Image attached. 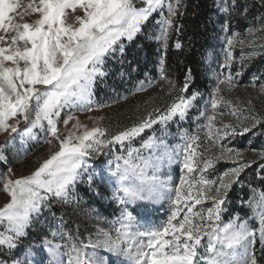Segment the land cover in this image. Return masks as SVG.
Returning <instances> with one entry per match:
<instances>
[{"label": "rangeland", "instance_id": "1", "mask_svg": "<svg viewBox=\"0 0 264 264\" xmlns=\"http://www.w3.org/2000/svg\"><path fill=\"white\" fill-rule=\"evenodd\" d=\"M215 1L213 22L217 32L212 35L203 59L208 89L195 92L197 98L185 117L182 119L178 116L174 117L166 125L154 124L130 142L125 141L123 146L114 143L103 147L101 153L87 158L88 166L80 170L81 178L69 190L71 202L50 199L42 207L39 215H33L25 235L17 240V247L13 249H8L7 246L0 247V261L4 264H14L19 259L21 264H26L27 259L33 258L47 264L48 253L43 248L36 247L41 244L42 238H47L53 244L60 245L63 264H68L70 258L74 259L77 251L81 258L86 253L87 257L96 264H132L124 256H117L104 249V242L108 238L105 233L115 239L118 230L121 233L127 231L130 235L124 236L127 241L125 247L132 246L135 251L143 245L145 246L143 250L149 251L146 247L149 237L144 234L167 223L173 208L172 200L175 198L176 187L179 186L181 189V203L177 206L181 211L173 223H177L187 214L199 224L200 217L196 214L202 213L206 217L207 209L212 208L213 204L205 195H198L202 186L198 185L197 181L201 178L217 181L225 172L237 167V161L240 160L251 162L250 166L253 164L260 166L264 163V157L261 156V153H264V90L261 88L264 85V9L259 5L264 3V0H234V6L227 13L221 11V8L225 3L231 4L232 0ZM30 2L31 0H16L20 5L17 13H23ZM36 2L38 3V0ZM135 3L137 7L143 6L140 0H135ZM166 4L167 0L165 6L152 15L133 42L124 41L127 55L123 64L119 59L108 61V76L98 80L93 86L90 103L77 101L80 106H66L61 110L59 118L54 117L57 120L56 126L61 139L69 134L82 135L85 129L91 130L94 127L106 130V136L101 139H110L117 132L141 123L150 113L153 119L167 114L173 103L151 108L145 117L123 122L114 123L113 120L117 115L110 114L116 110L120 102L147 93L164 83L163 49L165 47L154 37L160 31L157 22L168 14ZM66 11L68 15L66 24L78 26L75 24L74 15L83 13L80 10L75 14L70 9ZM17 13L10 15H13L19 23H33L39 18V14H28L21 19ZM12 34L0 30V35L6 36L5 41H0V46L6 47L7 40ZM228 37L233 38L231 48L227 44ZM228 51L232 52L233 59L230 67L225 68L223 65ZM7 63L11 66V62ZM229 75L232 77L231 86L228 83H220ZM149 82L151 86H148ZM141 84L144 85V90L137 91ZM37 87L43 89V86ZM217 87L220 89L219 92H216ZM192 94L185 95L184 92L181 96L190 97ZM213 99L217 101L216 109L211 106ZM85 104L87 107L84 106ZM87 108H91V111ZM68 116L74 119L69 120L65 125L64 120ZM208 117H213L212 121H209ZM252 117L260 122L255 123ZM34 118V111L28 121L18 113L8 120L9 124L18 128L17 132L14 133L10 129L0 130V208L10 201V196L3 189L4 182L8 179L16 180L30 176L44 160L59 150V140L51 135L47 121L44 120L33 127L31 121ZM225 125L234 126L235 134H232V129L229 128V134L224 136ZM243 127H248L249 131L244 132ZM26 128H31L29 134H25ZM153 136L158 142L163 141L167 144L169 153H172L171 161L166 160L160 169L163 176L171 177L168 190L155 200L122 205L114 198L115 178L108 179L109 169L115 168L116 156H127L129 148L139 149L143 157L159 155L156 149L142 148L143 142ZM193 137L199 139L193 142L191 139ZM188 144H191L188 150L191 154L189 163L193 168L191 172L183 167L184 157L187 154L184 148ZM229 148L238 151L240 156L235 157L234 152L232 154L234 158L230 159L227 152ZM207 161H212V164L205 168ZM247 168L240 174L238 182L228 191L219 223L222 228L229 223L233 225L240 223L246 224L250 230H255V254L256 245L257 250L264 252V245L261 244L259 236L260 218L264 208L258 207L260 194L264 189L241 180V175ZM102 169L105 179L99 176ZM90 174H95L91 187L87 183ZM182 176L184 184L181 186ZM212 195L215 193L213 192ZM197 199L201 201L199 204L196 203ZM125 208L132 215L127 228L122 226V211ZM188 208L192 209L190 213ZM124 223L128 222L124 221ZM8 227L6 221L0 222V235H10L6 231ZM172 238L171 235L164 237V239ZM207 241L208 237H203L202 244L206 246ZM87 245L98 246L85 247ZM30 252L35 253V257H31ZM205 256L204 247L199 248L196 264H205L203 259Z\"/></svg>", "mask_w": 264, "mask_h": 264}, {"label": "snow or ice", "instance_id": "2", "mask_svg": "<svg viewBox=\"0 0 264 264\" xmlns=\"http://www.w3.org/2000/svg\"><path fill=\"white\" fill-rule=\"evenodd\" d=\"M140 3L142 7H137L135 0H38V3L36 0H31L23 13H17L20 5L16 0H0V30L13 33L7 40V46H0V130L10 129L14 133L17 132L18 128L9 124L8 120L19 113L25 121H28L34 111L32 126L46 120L51 135L59 140V150L44 160L30 176L16 180L8 179L3 183V189L10 196V201L0 208V222L8 223L9 227L6 231L10 235H0V247L7 246L8 249L17 247V240L25 235L33 215H39L42 207L50 199L71 202L69 190L81 178L80 170L88 166L87 158L101 153L102 148L108 145L115 143L123 146L125 141L130 142L154 124L166 125L169 120L177 116L182 119L194 105L197 93H193L190 97H177L167 114L153 119L150 113L141 123L117 132L110 139H101L106 136V130L99 127L85 129L82 135L69 134L63 139L58 135L57 120L54 117L59 118L61 110L66 106H80L77 101L90 103L93 86L98 80L108 76V61L119 59L123 64L127 55L124 41L133 42L152 15L165 6V0H140ZM180 4L181 0H175L174 3L173 0H167L168 14L157 22L160 31L154 38L162 42L165 48L169 29L173 26V18ZM232 6L234 0L231 4L225 3L221 11L227 13ZM69 9L73 14L77 10L83 13L74 15L75 24L78 26L66 24L68 18L66 10ZM12 13H17L21 19L28 14H39V18L33 23H19L13 15H10ZM5 39L6 36L0 35V41ZM227 44L231 48L232 37L227 38ZM175 46L181 47L179 43ZM232 59V52L228 51L223 67H230ZM7 62H11V66ZM127 62L131 63V61ZM220 83H228L231 86V75ZM37 86H43V89ZM148 86H151V82ZM261 88L264 90V85ZM187 89L186 78L181 91L187 92ZM143 90L144 85L141 84L137 91ZM219 91L217 87L216 92ZM84 106L87 107V104ZM211 106L216 109V99L212 100ZM87 110L91 111V108ZM72 119L74 117L68 116L64 124L67 125ZM208 119L212 121L213 117ZM252 119L255 123L260 122L255 117ZM229 128L232 129V134H235L234 126L225 125L224 136L229 134ZM24 131L25 134H29L31 128H26ZM243 131L247 132L249 128L243 127ZM191 139L194 142L199 138ZM142 148L156 149L160 154L143 157L139 149L129 148L127 156H116L115 168L109 169L108 179L115 178L114 198L122 205L155 200L168 190L171 177H165L160 172L163 163L172 159L167 144L163 141L158 142L153 136L143 142ZM190 148L191 144L184 148L187 154L183 165L189 172L193 170L189 163ZM227 152L230 159L234 158L232 156L234 152L235 157L240 156L238 151L231 148L227 149ZM261 156L264 157V153H261ZM237 163V167L225 172L217 181L204 178L197 181L198 185L202 186L198 195H205L213 204L212 208L207 209L206 217L202 213L196 214L200 217L199 224L187 214L177 223H173L181 211L177 207L181 203V189L178 186L175 188L173 208L167 223L144 234L149 237L146 245L149 251H144L143 245L135 251L132 246L125 247L127 241L124 236L130 233L127 231L121 233L120 230L115 239L105 233L108 238L104 242V249L117 256H124L132 264H196L198 249L201 247H204L206 253L203 258L205 264H258L254 254L256 231L250 230L246 224L229 223L222 228L219 223L228 191L238 182L240 174L250 166L251 162L240 160ZM211 164L212 161H207L204 166L207 168ZM261 167L264 168V165ZM99 176L105 179L103 169ZM94 177L95 174L88 175L89 187L94 183ZM183 184L182 176L180 185ZM213 192L215 195H212ZM200 202L199 199L196 200L197 204ZM258 207L264 208V191L260 194ZM191 211L192 209L188 208V212ZM122 217V226L127 228L132 215L125 208ZM260 223V242L264 245V212L261 213ZM168 235L173 238L164 239ZM205 236L208 237L206 246L202 244ZM89 246L95 248L98 245L85 247ZM36 247L43 248L48 253L47 264H63L60 245L42 238L41 244ZM29 255L35 257V253L30 252ZM0 264L4 262L0 261ZM14 264L21 262L17 259ZM26 264H44V262L29 258ZM68 264H96V262L89 259L86 253L81 258L77 251L76 257L70 258Z\"/></svg>", "mask_w": 264, "mask_h": 264}, {"label": "trees", "instance_id": "3", "mask_svg": "<svg viewBox=\"0 0 264 264\" xmlns=\"http://www.w3.org/2000/svg\"><path fill=\"white\" fill-rule=\"evenodd\" d=\"M264 9V3L259 4ZM215 0H181L173 26L169 29L167 47L163 49L165 60V81L144 94L130 97L120 102L110 114L117 115L113 122L145 117L148 110L167 106L182 95L185 80L188 89L185 95L208 89V79L204 75L203 59L210 45L212 35L217 32L213 22ZM179 43L180 48L175 45ZM142 56V54H141ZM189 70L190 74H189ZM264 165V163L260 164ZM251 165L241 175V180L264 189V168ZM255 256L258 264H264V252L256 245Z\"/></svg>", "mask_w": 264, "mask_h": 264}]
</instances>
